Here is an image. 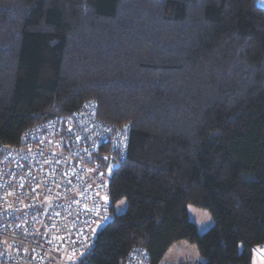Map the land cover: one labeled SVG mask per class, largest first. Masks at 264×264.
Returning <instances> with one entry per match:
<instances>
[{"label":"trees","instance_id":"obj_1","mask_svg":"<svg viewBox=\"0 0 264 264\" xmlns=\"http://www.w3.org/2000/svg\"><path fill=\"white\" fill-rule=\"evenodd\" d=\"M90 98L129 140L102 163L112 219L69 264H123L136 245L162 264L178 240L196 244L192 264H251L264 244V7L0 0V152ZM189 204L212 226L200 233Z\"/></svg>","mask_w":264,"mask_h":264},{"label":"built area","instance_id":"obj_2","mask_svg":"<svg viewBox=\"0 0 264 264\" xmlns=\"http://www.w3.org/2000/svg\"><path fill=\"white\" fill-rule=\"evenodd\" d=\"M129 131L101 120L90 98L0 152V264H69L86 253L113 216L102 163L126 157ZM123 264L152 263L136 245Z\"/></svg>","mask_w":264,"mask_h":264},{"label":"rangeland","instance_id":"obj_3","mask_svg":"<svg viewBox=\"0 0 264 264\" xmlns=\"http://www.w3.org/2000/svg\"><path fill=\"white\" fill-rule=\"evenodd\" d=\"M125 207V199H120L114 204V210L116 213L122 212ZM187 211L190 220L196 224L197 230L200 233L212 226L213 221L207 209L189 204L187 205ZM183 257L203 261V257L200 255L195 243L187 240H178L171 244L164 254L161 263L165 264L166 262H173Z\"/></svg>","mask_w":264,"mask_h":264},{"label":"crops","instance_id":"obj_4","mask_svg":"<svg viewBox=\"0 0 264 264\" xmlns=\"http://www.w3.org/2000/svg\"><path fill=\"white\" fill-rule=\"evenodd\" d=\"M256 3L264 7V0H256ZM189 260L191 261L193 259L183 257L173 262H166L165 264H179V263H183ZM196 261H200V260H196ZM251 264H264V247L257 248L255 251L252 252Z\"/></svg>","mask_w":264,"mask_h":264}]
</instances>
